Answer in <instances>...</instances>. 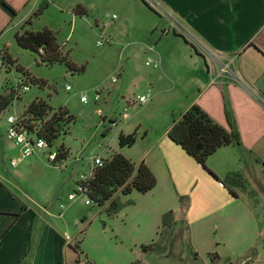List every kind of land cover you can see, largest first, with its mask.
Masks as SVG:
<instances>
[{
  "label": "crops",
  "instance_id": "obj_1",
  "mask_svg": "<svg viewBox=\"0 0 264 264\" xmlns=\"http://www.w3.org/2000/svg\"><path fill=\"white\" fill-rule=\"evenodd\" d=\"M8 2L18 6L16 0ZM163 2L174 28L165 38L181 41L191 62L168 69L182 72V88L167 70L157 76L173 80L170 90L157 91L176 90L167 105L170 119L166 115L157 129L140 124L132 149L141 152L134 159L126 156L145 162L157 186L146 194L117 193L124 206L112 217L104 207L75 212L70 204L62 209L60 201H70L71 195L65 178L25 182V174L11 172L0 149V264H153L151 255L158 253L142 247L159 243H167L166 249L185 246L213 264L233 262L264 246V108L258 101L264 99V0ZM6 21L0 12L1 34ZM181 30L222 54L246 87L221 75L219 66L196 52ZM194 105L227 129L229 110L241 136L240 144L210 156L207 168L169 137L175 121ZM19 159L21 154L14 160ZM231 174H240L244 186H225L221 181ZM168 212H174L176 224L167 240L162 219Z\"/></svg>",
  "mask_w": 264,
  "mask_h": 264
},
{
  "label": "rangeland",
  "instance_id": "obj_2",
  "mask_svg": "<svg viewBox=\"0 0 264 264\" xmlns=\"http://www.w3.org/2000/svg\"><path fill=\"white\" fill-rule=\"evenodd\" d=\"M16 1V16L0 7L7 20L2 27L4 32H0V57L1 52L7 50L15 62L10 69L0 67V96L6 88L16 89L20 80L30 89L28 92L20 90V97L0 112V149L4 151L11 172L25 174V182L53 176L65 178L69 182L66 190L76 196L75 201L62 198L60 203L66 209L73 205L75 212H96L99 206L87 204L86 194H77L79 182L90 176L97 158L107 160L114 153L133 159L139 155V147L120 146L122 131L137 135L140 124L143 129H157L164 125L166 115L170 119L167 105L176 90L159 95L157 91L158 88L170 90L173 80L178 84L176 87L184 86L182 72L168 69L191 62L189 54L181 41L176 43L174 39L165 38L174 34V28L170 29L171 16L163 0H48L49 7L40 16L36 13L44 0L34 9L37 0ZM46 28L56 33L62 53L82 69L81 72L70 71L64 63H43L38 53L18 45L17 33L40 32ZM150 60L153 62L148 64ZM19 68L45 84L27 80ZM164 70L169 72L172 81L157 77ZM149 92L151 100L142 103L140 97ZM83 97L87 98L86 102ZM36 100L47 103L55 111L67 110L75 120L53 149L36 148L32 157L15 167L12 161L22 153V146L8 139V117L21 118ZM31 139L38 142L36 135ZM63 145L69 155L53 167L49 161L50 152H56ZM258 249L233 262L213 264H264L263 244ZM166 250L165 255L160 252L151 255L152 263L207 264V260L188 252L185 246L179 248L170 244Z\"/></svg>",
  "mask_w": 264,
  "mask_h": 264
},
{
  "label": "trees",
  "instance_id": "obj_3",
  "mask_svg": "<svg viewBox=\"0 0 264 264\" xmlns=\"http://www.w3.org/2000/svg\"><path fill=\"white\" fill-rule=\"evenodd\" d=\"M0 7L9 15L16 16V10L8 0H0ZM48 7L49 1L44 0L36 16H40ZM79 15L81 14L79 13ZM27 24H30V21ZM16 41L23 49L38 53L43 63L48 65L64 63L72 72L82 71L68 59L67 55L62 53L56 33L48 28L40 32L26 30L24 33H17ZM1 59L4 62L3 65L8 69L15 64L7 50L2 51ZM18 71L33 83L45 84L41 80L31 78L24 69L19 68ZM13 101L14 92L10 88H6L4 94L0 96V112L6 110ZM226 115L229 129L218 124L200 106L194 105L181 119L175 121L169 132V137L198 163L207 168L208 158L220 148L241 143L240 132L234 116L229 110ZM74 120L75 118L67 110L55 111L41 100L33 101L20 118L21 124L31 134L45 142V150L53 149L55 142L63 133L67 132ZM136 139V134L120 133L119 144L121 147H133ZM52 153H56V160L49 159V161L54 167H57L67 159L69 150L63 145L56 152H50V154ZM221 182L227 187L235 183L244 186L240 174H231ZM157 184L158 180L155 174L145 162L137 164L121 154L114 153L109 159L103 160L102 165H96L87 179L79 182L77 194H86L92 204L104 207L106 214L112 217L124 206L121 198L116 196L117 193H121L123 196H128L134 191L146 194L152 191ZM162 224L168 240L176 224L174 212L166 213L163 216ZM166 244L162 247L159 246L160 244H152L143 246L142 249L144 252L162 253L166 250ZM211 259L214 261V255H211Z\"/></svg>",
  "mask_w": 264,
  "mask_h": 264
},
{
  "label": "built area",
  "instance_id": "obj_4",
  "mask_svg": "<svg viewBox=\"0 0 264 264\" xmlns=\"http://www.w3.org/2000/svg\"><path fill=\"white\" fill-rule=\"evenodd\" d=\"M182 31V30H181ZM183 36L187 40V42L192 46V48L201 54L206 60L212 61L216 63L220 68V73L223 76L229 77L233 79L237 84H239L242 87H246L243 80L238 77L235 72L231 68V64L229 62L224 61V57L222 54L213 51L212 49L208 48L205 44H203L196 36L189 33L188 31L183 30L182 31ZM2 55V52H1ZM153 61L150 60L148 64L152 63ZM3 60L0 57V67H5ZM157 66V65H156ZM7 68V67H6ZM30 87H28L27 84L23 82V80H20L18 82V87L11 88V90L14 92V101L20 97V90L24 92H28ZM68 89H70L68 87ZM151 93L147 96L140 97V101L142 103H147L151 99ZM13 101V102H14ZM83 101H87L86 97H83ZM258 101L261 103V105L264 108V99L258 97ZM12 102V103H13ZM8 123L10 124V128L8 130V139L11 141H14L18 146H22V153H21V159L19 160H13L12 165L17 166L19 162L25 158L32 157L35 154L36 148L45 149L46 144L43 140L38 139V142L35 143L33 139H31V136L34 134H31V132L26 129L20 122V118H17L16 116H9L8 117ZM49 159L51 161L56 160V153L50 154ZM103 160L100 158H97L95 160V166L96 165H102ZM76 199L75 194H71L69 196L70 201H74ZM87 204L91 205V201L87 200ZM65 205H61L62 209H65ZM80 264H87L86 261H81Z\"/></svg>",
  "mask_w": 264,
  "mask_h": 264
}]
</instances>
